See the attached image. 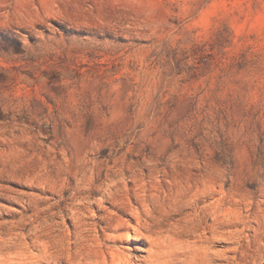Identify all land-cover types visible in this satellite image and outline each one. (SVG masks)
<instances>
[{
  "label": "rangeland",
  "instance_id": "1",
  "mask_svg": "<svg viewBox=\"0 0 264 264\" xmlns=\"http://www.w3.org/2000/svg\"><path fill=\"white\" fill-rule=\"evenodd\" d=\"M228 249L264 264V0H0V264Z\"/></svg>",
  "mask_w": 264,
  "mask_h": 264
},
{
  "label": "bare ground",
  "instance_id": "2",
  "mask_svg": "<svg viewBox=\"0 0 264 264\" xmlns=\"http://www.w3.org/2000/svg\"><path fill=\"white\" fill-rule=\"evenodd\" d=\"M110 198V197H109ZM108 198V199H109ZM140 199L142 200V198L140 197ZM108 204L111 205L110 202H108ZM134 215H135V219L138 221L139 220V214L138 212H133ZM212 216H214V213H211ZM227 215H229V213L227 211H224L221 216L224 218L226 217ZM218 217L215 216V219H217ZM229 251V255L226 254V252L224 253L225 257L223 259H221V261L225 262L224 264H234L232 263V261L234 260H237L238 259V252H239V249H228Z\"/></svg>",
  "mask_w": 264,
  "mask_h": 264
}]
</instances>
